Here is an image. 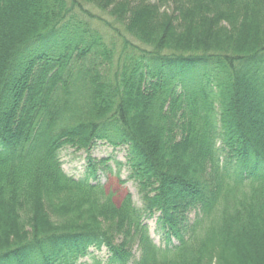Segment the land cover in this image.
<instances>
[{
  "label": "trees",
  "instance_id": "trees-1",
  "mask_svg": "<svg viewBox=\"0 0 264 264\" xmlns=\"http://www.w3.org/2000/svg\"><path fill=\"white\" fill-rule=\"evenodd\" d=\"M0 264H264V0H0Z\"/></svg>",
  "mask_w": 264,
  "mask_h": 264
},
{
  "label": "rangeland",
  "instance_id": "rangeland-1",
  "mask_svg": "<svg viewBox=\"0 0 264 264\" xmlns=\"http://www.w3.org/2000/svg\"><path fill=\"white\" fill-rule=\"evenodd\" d=\"M90 155L91 157L100 159L101 157L109 156L108 160L104 162V165H109L111 170L103 171V174H99V179L104 184V188L109 191L116 202H118L122 196L126 193H130L132 200L136 205H140L139 195L137 193L136 185L129 179L125 180V183H120V180H124L127 177V164H126V156L125 151L122 148L113 149L108 144H99L95 150L84 151V150H75L71 147H66L61 150L60 159L62 162V168L65 173L71 175L75 178L81 177L84 172V166L86 163L85 156ZM115 161L120 162L122 166H120V171L117 173V165ZM194 215L193 212L189 214V218H192ZM147 225L149 227V232L153 241L157 245L163 246L164 241L162 237L155 231V224L153 218L148 220ZM175 243V241H174ZM97 258H100L102 261L106 259V252L104 248L100 250L93 251ZM89 256L84 257L81 260L87 261Z\"/></svg>",
  "mask_w": 264,
  "mask_h": 264
}]
</instances>
